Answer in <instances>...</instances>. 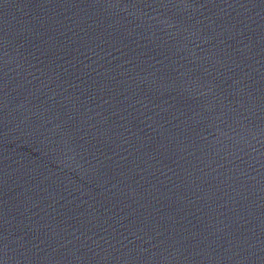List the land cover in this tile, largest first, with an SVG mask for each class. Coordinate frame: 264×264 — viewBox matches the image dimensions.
<instances>
[{
	"label": "water",
	"instance_id": "1",
	"mask_svg": "<svg viewBox=\"0 0 264 264\" xmlns=\"http://www.w3.org/2000/svg\"><path fill=\"white\" fill-rule=\"evenodd\" d=\"M0 264H264V0H0Z\"/></svg>",
	"mask_w": 264,
	"mask_h": 264
}]
</instances>
